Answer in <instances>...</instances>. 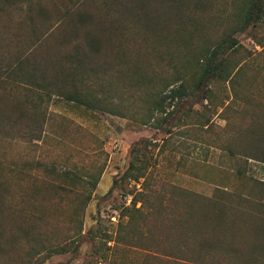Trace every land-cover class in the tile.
Segmentation results:
<instances>
[{
  "label": "rangeland",
  "instance_id": "1",
  "mask_svg": "<svg viewBox=\"0 0 264 264\" xmlns=\"http://www.w3.org/2000/svg\"><path fill=\"white\" fill-rule=\"evenodd\" d=\"M6 2L0 0V6H8V11L0 12V182L7 188H0V196L8 199V207L0 211V224L6 232L0 264L28 260L38 264L37 256L27 254L29 246L55 245L56 240H72V251L48 254L44 250L42 257L46 259L41 264H82L87 260L95 264H160L151 252L166 244L164 231L168 229L167 221L154 208L155 195H165L164 204L169 203L171 186L177 185L211 196L218 186L208 178L224 176L232 201H236L237 192L264 199L260 183L264 181V165L241 156L231 159L224 151L228 141L241 144L240 134L251 125L254 108L235 101L227 108L215 105L208 109L206 101L185 100L175 102L167 119L156 112L144 124L147 104L142 99L146 94L131 87V75L118 71L120 59L135 61L148 75H167L166 60L160 56L168 48L160 38L176 40L195 34L215 39L230 33L236 11L245 0ZM141 2L147 10V17L143 13L140 17L145 23L137 21L136 6ZM233 37L256 52L249 62L251 67H264V48L257 43H264V21L235 31ZM91 39L95 48L90 46ZM169 42L177 58L182 48L176 41ZM244 53L241 57L245 58ZM77 60L82 62L80 78L97 89L96 97L123 101L135 114L115 115L38 88L53 80L51 68L61 70ZM20 67L33 72L24 74L31 75L30 79L39 75L40 69L45 74L30 83L15 72ZM62 76L61 72L59 80ZM256 83L264 84V80ZM102 85H106L104 93ZM187 112L191 118L184 125L181 119ZM202 113L213 122L208 132L197 126L204 120ZM162 116L164 122L160 121ZM133 160L144 167L142 172L151 186L147 194L150 202L136 205L140 212L134 209L132 199L143 190L145 177H123ZM238 169L243 170L242 175ZM64 171L73 178L60 177ZM145 212L154 213L144 219ZM137 225L145 228V235L132 231ZM11 226H20L21 231L12 235ZM24 231L34 234L30 244ZM132 234L143 237L141 245L131 242ZM119 236L125 241L118 243ZM12 239L17 242L12 244ZM93 243L101 247L100 254L92 252ZM104 252L108 259L102 257ZM258 259L252 264H264V255Z\"/></svg>",
  "mask_w": 264,
  "mask_h": 264
},
{
  "label": "trees",
  "instance_id": "2",
  "mask_svg": "<svg viewBox=\"0 0 264 264\" xmlns=\"http://www.w3.org/2000/svg\"><path fill=\"white\" fill-rule=\"evenodd\" d=\"M1 1H7V4H15V0ZM136 8L138 19L142 16L141 13L147 17L144 2H141V5L136 6ZM2 11H8V6H0V12ZM137 21H144V19ZM263 21L264 0H245L236 11L233 31L230 33H225L215 39L211 37L205 39L202 36L198 38L195 34L184 35L181 38L176 37V40L164 38L165 41L160 38L159 41L168 48L166 53L160 56L166 60L169 69L167 75L157 73L148 75L143 69L144 67L135 61L129 60L132 62L130 64L129 61L123 62L119 59L118 71L122 72L123 76L131 75V87L137 93L146 94L143 99L141 96V99L145 100L144 102L147 104L144 124L148 123L156 112L165 114L167 119V116L171 115L176 107L175 102L200 99L206 101V108L210 109L215 105L227 108L237 101L240 105L248 106L252 110L254 108L253 121L250 122L251 125L247 126L246 131L240 134L241 144L234 145L228 141L224 151L229 153L231 159L241 156L247 161L255 160L264 165V84L256 83V80L260 78L264 80V67L259 69L251 67L249 62L256 56V52L247 50L233 37L235 31H244L251 23L255 27ZM181 23L184 22L181 21ZM169 41H176L182 48L179 49L180 54L177 58L170 51V46L173 44ZM89 43L91 47H96V42L93 39ZM257 43L264 48V43L261 40ZM196 47L198 48L194 49ZM191 49L193 51H190ZM244 52L247 54L245 58L241 57ZM81 64L82 62L77 60V63L72 62L68 67H61V70L56 67L51 68L49 70L51 74L47 72L53 80L47 84H39L38 88L56 91L68 100L88 107H98L115 115L135 114L130 109V105L123 104V101L109 102L107 101L108 96L96 97L94 93L97 89L88 86L79 76L83 69ZM37 69L35 68L34 72ZM15 72L22 74L19 76L20 79H28L30 83H33L39 75L43 77L45 74L40 69L37 73L39 75H34L30 79L28 77L33 72L24 67H20ZM28 72L31 75H24ZM61 72L63 76L59 80ZM246 72L251 74L248 75ZM69 79L71 80L70 85L67 83ZM101 87V91L104 93L106 85ZM173 106L174 108L170 110ZM188 113L190 112H187L181 119L184 125L187 124V119L191 118ZM163 116L160 120L162 122L165 121ZM200 117L204 120L202 123L196 122L197 126L200 125L198 128L208 132L213 126V122L206 117L205 113H202ZM43 122H45V116L42 117ZM254 126L260 130L254 129ZM37 136L39 137V135ZM147 148L146 146L145 149ZM142 170L144 167L136 165L135 160H133L123 175L125 178L134 176L136 180L145 177L142 183L143 190H138L133 194L132 199L134 209L139 212L141 208H136V205L139 201L148 202L149 196L147 194L150 192L148 187L151 188L150 184L148 185L147 176ZM52 171L55 172L54 169ZM237 173L242 175L243 170L238 169ZM59 176L64 179L73 178L69 171L61 172ZM208 179L218 186L211 196L172 185L171 196L168 198L169 203L164 204L167 197L163 194L153 197L154 208L157 214L167 221L168 229L164 231L166 244L157 246L161 248L156 247L157 251L151 252L154 258L159 259L160 264H252L253 261H260L258 257L262 258L264 255V199H256V194L249 193L246 195L237 192L236 201H232L228 198L229 192L224 176ZM260 183L264 187V181ZM0 188L6 189L7 185L1 181ZM7 200L2 195L0 196V211L7 209ZM251 206L255 207L250 208ZM145 213L144 219L148 218V214L152 215L154 212ZM138 226H133L132 231H137L135 234L145 235V228ZM18 231H21L20 226L9 227V232L12 235H16ZM5 234L6 232L0 224V251L4 249L2 241ZM155 234L158 233H151L152 236ZM36 236L38 240L40 234L38 233ZM105 236L108 237L109 234H105ZM26 239L30 244L34 239V234L26 233ZM131 239L133 244L141 245L138 243H141L143 237H136L132 234ZM111 240L114 239L109 238L108 241ZM123 241L125 239L119 236L117 242ZM16 242L15 239H12V244ZM56 242L55 245L50 246L44 244H40L38 247L30 245L27 254L37 256L35 261L41 264L46 259V257H42L44 250L48 254H65L73 249L72 240L68 242L69 244L66 241L62 243L56 240ZM105 243L107 245V242ZM92 247L93 253H101L100 246L93 243ZM108 248L113 247L108 246ZM101 255L104 259H108L106 252ZM32 263L31 260L24 262V264ZM82 264H95V262L94 260H87Z\"/></svg>",
  "mask_w": 264,
  "mask_h": 264
}]
</instances>
